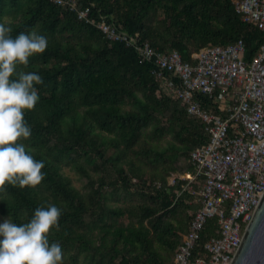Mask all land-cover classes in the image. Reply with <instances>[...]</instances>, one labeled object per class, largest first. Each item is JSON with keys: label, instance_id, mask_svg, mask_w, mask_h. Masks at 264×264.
Listing matches in <instances>:
<instances>
[{"label": "trees", "instance_id": "obj_1", "mask_svg": "<svg viewBox=\"0 0 264 264\" xmlns=\"http://www.w3.org/2000/svg\"><path fill=\"white\" fill-rule=\"evenodd\" d=\"M64 1L0 0V22L13 36L35 29L48 37L44 52L19 66L43 77L39 100L25 111L32 133L24 142L45 161L46 175L34 187L6 184L0 221L11 214L24 222L36 207L55 203L62 214L50 241L62 245L61 264H173L199 206V185H171L169 176L195 171L190 152L209 135L180 99L159 91L155 64L97 23L114 22L184 60L240 38L250 59L264 28L244 21L234 0ZM219 229L208 218L198 248Z\"/></svg>", "mask_w": 264, "mask_h": 264}, {"label": "built area", "instance_id": "obj_2", "mask_svg": "<svg viewBox=\"0 0 264 264\" xmlns=\"http://www.w3.org/2000/svg\"><path fill=\"white\" fill-rule=\"evenodd\" d=\"M234 3L244 21L264 28V0ZM88 14V8L79 9L80 17ZM97 26L109 39L134 46L143 59L153 62L160 75L159 91L180 99L209 135L190 152L195 171L169 178L171 185L180 179L187 180L184 188L199 185L194 190L199 206L173 264H230L264 189V43L250 59L240 38L227 45H207L184 60L180 51H156L139 33L131 34L114 22L103 19ZM210 217L217 218L220 233L199 249Z\"/></svg>", "mask_w": 264, "mask_h": 264}, {"label": "clouds", "instance_id": "obj_3", "mask_svg": "<svg viewBox=\"0 0 264 264\" xmlns=\"http://www.w3.org/2000/svg\"><path fill=\"white\" fill-rule=\"evenodd\" d=\"M11 32L0 22V193L6 184L34 187L46 175L45 161L36 159L24 142L32 133L25 111L39 100L37 85L43 77L19 66L44 52L48 37L35 29L15 36ZM61 214L62 209L52 203L36 207L24 222H15L11 214L0 221V264H61L62 245L50 241V230L59 226Z\"/></svg>", "mask_w": 264, "mask_h": 264}, {"label": "water", "instance_id": "obj_4", "mask_svg": "<svg viewBox=\"0 0 264 264\" xmlns=\"http://www.w3.org/2000/svg\"><path fill=\"white\" fill-rule=\"evenodd\" d=\"M230 264H264V189Z\"/></svg>", "mask_w": 264, "mask_h": 264}, {"label": "rangeland", "instance_id": "obj_5", "mask_svg": "<svg viewBox=\"0 0 264 264\" xmlns=\"http://www.w3.org/2000/svg\"><path fill=\"white\" fill-rule=\"evenodd\" d=\"M180 174H181V172L173 173V174H171V175L169 176V178H171L172 175H176V176H178V175H180ZM74 176H75V175H74ZM75 177H76V176H75ZM75 181H76L77 185H81V184H82V182H81L80 180H78V179H75Z\"/></svg>", "mask_w": 264, "mask_h": 264}]
</instances>
